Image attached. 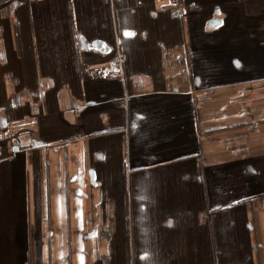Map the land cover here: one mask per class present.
<instances>
[{
  "label": "crops",
  "instance_id": "0c3cea01",
  "mask_svg": "<svg viewBox=\"0 0 264 264\" xmlns=\"http://www.w3.org/2000/svg\"><path fill=\"white\" fill-rule=\"evenodd\" d=\"M0 264H264V0L0 1Z\"/></svg>",
  "mask_w": 264,
  "mask_h": 264
},
{
  "label": "built area",
  "instance_id": "2783aa9c",
  "mask_svg": "<svg viewBox=\"0 0 264 264\" xmlns=\"http://www.w3.org/2000/svg\"><path fill=\"white\" fill-rule=\"evenodd\" d=\"M173 2H179L180 0H172Z\"/></svg>",
  "mask_w": 264,
  "mask_h": 264
},
{
  "label": "trees",
  "instance_id": "16d2710c",
  "mask_svg": "<svg viewBox=\"0 0 264 264\" xmlns=\"http://www.w3.org/2000/svg\"><path fill=\"white\" fill-rule=\"evenodd\" d=\"M0 1H3V0H0Z\"/></svg>",
  "mask_w": 264,
  "mask_h": 264
}]
</instances>
